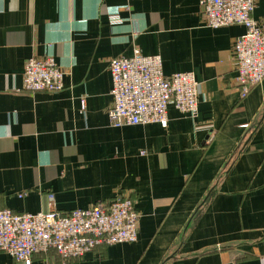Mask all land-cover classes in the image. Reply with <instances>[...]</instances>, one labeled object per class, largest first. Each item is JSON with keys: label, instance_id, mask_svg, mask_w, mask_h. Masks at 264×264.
<instances>
[{"label": "crops", "instance_id": "0c3cea01", "mask_svg": "<svg viewBox=\"0 0 264 264\" xmlns=\"http://www.w3.org/2000/svg\"><path fill=\"white\" fill-rule=\"evenodd\" d=\"M118 13L121 22H112ZM253 18L264 20V0ZM241 24L206 25L200 0H0V208L66 212L131 196L134 242L31 264H264V80L243 95ZM160 55L192 72L195 118L112 125V58ZM32 56H53L62 90L24 91ZM84 99V104L82 100ZM0 264H23L0 251Z\"/></svg>", "mask_w": 264, "mask_h": 264}, {"label": "built area", "instance_id": "2783aa9c", "mask_svg": "<svg viewBox=\"0 0 264 264\" xmlns=\"http://www.w3.org/2000/svg\"><path fill=\"white\" fill-rule=\"evenodd\" d=\"M255 0H200L206 25L222 27L241 24L245 32L234 42L236 79L243 95L264 80V20L253 16ZM111 21L121 22L118 13ZM112 125L168 124V106L198 115V82L192 72L165 75L160 55H146L136 48L129 57L112 58ZM65 71L53 56H32L24 69L23 90L58 92ZM84 104V99L82 100ZM140 214L131 196H119L90 208L66 212H14L0 208V251L23 264L35 254L55 251L63 260L81 259L100 245L137 240Z\"/></svg>", "mask_w": 264, "mask_h": 264}]
</instances>
